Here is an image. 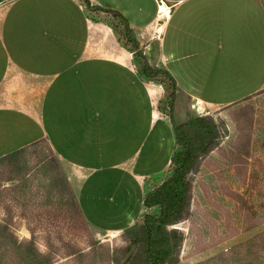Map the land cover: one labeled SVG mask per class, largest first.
Instances as JSON below:
<instances>
[{
    "label": "crops",
    "instance_id": "crops-1",
    "mask_svg": "<svg viewBox=\"0 0 264 264\" xmlns=\"http://www.w3.org/2000/svg\"><path fill=\"white\" fill-rule=\"evenodd\" d=\"M168 2L161 19L155 0H90L122 13L150 67L172 76L174 108H234L264 89V0ZM0 9V101L17 78L41 86L36 112L0 103V158L44 140L79 180L92 230L134 227L173 150L163 87L140 78L131 52L79 0H0ZM105 41L118 53L101 54Z\"/></svg>",
    "mask_w": 264,
    "mask_h": 264
},
{
    "label": "rangeland",
    "instance_id": "rangeland-1",
    "mask_svg": "<svg viewBox=\"0 0 264 264\" xmlns=\"http://www.w3.org/2000/svg\"><path fill=\"white\" fill-rule=\"evenodd\" d=\"M98 16L107 18L92 14ZM99 22L107 24L91 20ZM104 43L101 54L118 53L116 44ZM14 81L0 103L36 112L41 86L24 77ZM204 111L200 117L215 125L213 150L190 174L188 219L172 227L183 235L175 264H264V89L234 108ZM197 116L188 107L174 108L176 124ZM78 183L45 142L0 163V264H29L36 251L51 264H123L135 253V247L127 250V232L104 235L78 216Z\"/></svg>",
    "mask_w": 264,
    "mask_h": 264
},
{
    "label": "trees",
    "instance_id": "trees-1",
    "mask_svg": "<svg viewBox=\"0 0 264 264\" xmlns=\"http://www.w3.org/2000/svg\"><path fill=\"white\" fill-rule=\"evenodd\" d=\"M80 4L90 21L107 22L116 35L117 43L133 55L140 78L144 82L152 81L159 84L165 90L164 98L158 104V110L168 119L173 136L170 163L164 174L154 178L159 184L144 190L139 222L124 233H128L130 240L127 250L136 248L126 264H175L183 235L172 227L187 220L190 215V174L195 171L199 158L213 150L215 125L208 117L200 116L186 123L176 124L173 117L176 83L167 71L150 67L126 18L117 10L91 5L90 0H81ZM92 14H104L107 18L99 16L93 18ZM41 142L45 141H38L1 157L0 163L14 160L23 150ZM46 145L48 146L47 143ZM48 149L51 151L49 146ZM51 153L56 157L52 151ZM66 189L72 196L68 183ZM73 204L78 216L85 222L76 197L73 198ZM37 255H39L37 251L34 255H30L28 263L51 264ZM109 263L110 261L107 260V264Z\"/></svg>",
    "mask_w": 264,
    "mask_h": 264
},
{
    "label": "built area",
    "instance_id": "built-area-1",
    "mask_svg": "<svg viewBox=\"0 0 264 264\" xmlns=\"http://www.w3.org/2000/svg\"><path fill=\"white\" fill-rule=\"evenodd\" d=\"M155 1H156V3H157V14H158V17L161 18V19H164V18L162 17V13H160V8H159V6H160V5H165V6L167 7L168 10H169V7L166 5V1H164V0H155ZM191 109L194 110V111H196V113H197L198 116H202L203 113L205 112L204 110H201V111H200L199 108H198V106H196V105H192V106H191Z\"/></svg>",
    "mask_w": 264,
    "mask_h": 264
},
{
    "label": "bare ground",
    "instance_id": "bare-ground-1",
    "mask_svg": "<svg viewBox=\"0 0 264 264\" xmlns=\"http://www.w3.org/2000/svg\"><path fill=\"white\" fill-rule=\"evenodd\" d=\"M160 13H162V17L166 16V14H168V9L165 5H160Z\"/></svg>",
    "mask_w": 264,
    "mask_h": 264
},
{
    "label": "water",
    "instance_id": "water-1",
    "mask_svg": "<svg viewBox=\"0 0 264 264\" xmlns=\"http://www.w3.org/2000/svg\"><path fill=\"white\" fill-rule=\"evenodd\" d=\"M131 255H132V251H130V252L128 253V255H127V257H126V259H125V261H124L123 264H125V263L129 260V258L131 257Z\"/></svg>",
    "mask_w": 264,
    "mask_h": 264
}]
</instances>
